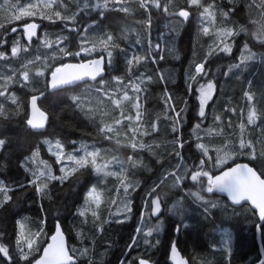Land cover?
Here are the masks:
<instances>
[{
  "label": "snow or ice",
  "instance_id": "6c2138e0",
  "mask_svg": "<svg viewBox=\"0 0 264 264\" xmlns=\"http://www.w3.org/2000/svg\"><path fill=\"white\" fill-rule=\"evenodd\" d=\"M228 2L233 4V7L222 12L224 20H227L237 11L235 0H228ZM73 5H75L74 9ZM138 6L142 10L141 14H146L144 29L147 33V43L145 45V42L137 36L134 41H129L125 47L120 46L121 37H114L112 34L98 31V29L100 23L107 18L108 13H129L128 0H35V2L28 0L26 4L20 3L9 6L12 15L7 19L21 20L25 17L39 15L40 19L48 20L53 24L59 22L64 31L73 34V38L70 40L69 36L62 33L58 34L54 40L49 39L47 32L43 36L38 35L41 26L35 22L26 23L22 26L20 30L22 35L13 41L10 55L6 51H0V61L18 58L21 53H27L32 48L34 39L39 41L41 47L51 50L52 55L46 56L43 60L40 56L28 59L18 69L14 70L11 76L0 77L3 79V83H0V98H4V101H10L15 106V112L8 113L4 104L0 103V117L10 119L12 115H20L21 112H24L15 91L11 90L12 85H19L20 88L33 93L28 101V111L24 115L23 123L27 128L34 130L32 135H42L39 130L47 127L49 113L41 108L38 100L44 96L45 91L82 84V93L70 98L73 106L92 120L96 125L98 136L103 140L112 141L114 137L120 135L121 131L127 129L130 140L128 147L131 148L132 154H129L126 160H121L116 156H112L111 160H105L102 153H105L106 150L98 147L95 143L91 145L82 143L79 147L65 152L64 144L57 139L54 144L51 140L46 141V143L48 152L56 158L55 164L59 165V174L54 173L52 164L47 160L39 159L41 154L39 146L35 147L31 155H24L23 159L19 161V168L27 173L24 180L6 182L10 178L2 176L3 165H0V209H3L9 202H15L14 195L10 193L24 191L31 187L41 201V211L45 213L38 222H34V230L29 229L27 236L25 235L26 224L24 222L19 223L14 248L8 243L2 242L6 240L7 234L3 229H0V258L4 264H20V262H26V264H79L80 258L88 255L89 249L68 245L59 219L55 222V231L52 234L49 235L46 231L47 210L43 200H52L56 187L52 182H58L62 190L66 182L70 181V186H74L79 183L85 171L91 170L98 176L116 177L118 181L117 194L120 193L121 189L123 190L120 203H117L116 199L111 200V204L117 205L116 211L111 212L110 210L108 220L100 221V216L96 210L92 209V206L95 205L96 209L100 208L101 196L96 185L88 188L85 193L84 204L76 212L79 217L84 218L80 222V229L76 232L77 238L83 245L87 235L82 226L89 223L86 217V212L89 210H91L93 217L91 225L99 232L104 230V224L109 222L120 224L131 218L129 214L132 212V194L140 189V183L129 179L128 174L130 170L138 168L147 171L152 170L145 162L144 156L140 154L145 151L157 157L156 163L160 164L164 171L160 182L145 193L143 210L140 214L141 225L146 220L151 221L153 217L156 219V223L147 228L146 231L142 226H138L137 235L132 238L133 245L138 243L137 237H140L145 245V252H147L159 243V240L154 242L152 237L154 233H159L162 229V212L165 210L162 205L165 202L163 197L157 193V189L169 177L173 180L172 187L184 192L183 199L191 198L194 203L200 205L205 219L212 216L213 209L220 207L218 202L210 198V194L213 193L227 196L233 209V215L236 214L237 206L250 205L251 210L258 216L259 223L255 227L261 233L262 241H264V171L258 172L249 163L235 162L236 156H247L249 161H255L258 155L264 158V151L257 154L252 141L247 139L245 135L244 123L238 126L240 130L238 150L233 148L231 142L225 144L223 148H209L201 142L202 138L198 135L208 118L206 109L216 93V76L219 73V69H217L210 76L211 69H206L209 57L221 53L225 56H231L236 45V38L246 29L224 25L217 27L214 33H210L209 25H214L215 10L220 8L218 0H211L210 3H206L205 0H185L183 6H173V0H163V2L162 0H138ZM262 6H264V0H262ZM152 9L157 10L158 14L164 15L166 18H175L180 25L190 23L195 14L199 17L201 24L198 35L207 36L211 34L215 37L213 43L209 45L207 56L200 62L194 59L189 65V68L194 69V71H190L187 75L188 94L195 95L198 103V122L194 125L192 133L195 148L200 155L191 163L186 162L183 149L186 144L191 146L192 142L184 139L181 131L185 119L182 114L186 113L187 101H184L185 107L177 110L163 75L159 76V81L164 85L161 99L164 102L165 119L171 121L170 130L173 136V139L169 141L171 151H167L166 154L164 152L158 153L157 149L160 145L156 144L155 139L151 141L143 139L144 137H154L159 132V117L156 121L150 122L145 118L146 109H143L141 105L142 95L147 92V86L153 80L152 75H146V67L149 63L159 65L160 61L165 59L164 45L169 40L174 39L173 34L175 32L174 29H169L167 33H161L159 40L154 43L151 38L152 16L154 14ZM84 16L90 17L91 22L82 24ZM3 27V23H0V28ZM165 27L167 28L168 25L166 24ZM11 32L17 33L18 29L13 27ZM254 35L261 44H264V32ZM21 38L26 43L22 44ZM123 39L127 40V37H123ZM160 40H164V44L159 42ZM5 43L6 40L0 37V47ZM115 50L119 51L125 71L121 75L106 77V69L110 70L113 67ZM193 55L195 56V50ZM68 58L75 62L69 61ZM256 59V53L252 52L247 42H244L240 47L238 60L229 64L223 75L228 76L234 69L243 70L249 61ZM38 61L40 68L33 72L32 68L36 66ZM56 61H60V63H56ZM37 79L41 83L39 88L34 84ZM193 84L197 85L195 89H193ZM248 84L249 88L244 90L243 97L249 106L247 124L254 125L258 119L253 106L256 96L251 90V81ZM130 91L133 93L132 96L129 95ZM122 101H127L130 108ZM94 104L95 108L92 107ZM85 105H88L87 110ZM125 108H128V111H125ZM226 110L233 113L236 111L235 108ZM96 112L101 117L98 122L95 114L88 116V113ZM214 119L219 120L220 117ZM146 124L147 127H145ZM231 126V121H229V127ZM257 126L259 127V125ZM116 142L119 143V140ZM72 143L76 144L75 141ZM10 147L11 141L4 138L3 133L0 132V160L10 162L8 159L11 156V153L8 152ZM230 160L232 164L228 166ZM164 161H167L168 167L164 166ZM34 165L35 167H33ZM169 167L171 168L170 171L168 170ZM186 182H191L197 190H189ZM205 194L209 195L206 197ZM121 204L123 205L122 209ZM224 207L226 210L229 205ZM166 210L181 217V225L176 227V231L179 232L186 209L178 200ZM113 217L117 218L113 220ZM232 245L233 234L230 231L222 230L220 247L215 250L221 254L224 264H231ZM131 247L132 245H129V250ZM169 259L172 264H195L194 260L184 259L180 256L176 241L171 243ZM89 264H92L91 259H89ZM121 264H125V262L122 261ZM137 264H154V262L141 255L137 257ZM260 264H264V260H261Z\"/></svg>",
  "mask_w": 264,
  "mask_h": 264
},
{
  "label": "trees",
  "instance_id": "16d2710c",
  "mask_svg": "<svg viewBox=\"0 0 264 264\" xmlns=\"http://www.w3.org/2000/svg\"><path fill=\"white\" fill-rule=\"evenodd\" d=\"M27 2L28 0H0V23L4 25L3 28H0V37L6 40V43L0 47V51H6L9 55L13 44L9 33L12 25L24 23L32 18L40 19L39 15L25 17L21 20L7 19V17L12 15L10 5L26 4ZM32 2H35V0H32ZM205 2L210 3L211 0H205ZM184 3L185 0H173V6H183ZM218 3L220 8L215 10L214 25H209L210 33H214L217 27L224 25L235 28L244 27L246 31L236 38V45L231 56H225L221 53L209 57L206 69H211L210 76L217 69H219V73L216 76V93L206 110L208 118L198 135L202 138L201 142L209 148H223L225 144L231 142L233 148L238 150L240 113L238 109H236L235 113L226 109L232 108V105L239 106L240 104L242 88L238 87V77L242 76L246 84L250 77L257 75L258 68H264V44H261L254 35L264 32V8L261 5L259 6L261 0H235L236 13L224 20L222 12L233 7V4H229L228 0H218ZM128 6L130 8L129 13L119 12L118 17H116L118 18L116 22L119 25L113 36L121 37L119 40L121 47H125L129 41H134L137 36L146 45L147 33L144 29L146 14H141L142 10L139 9L138 0H128ZM74 8L75 5H73ZM152 11L154 14L152 16L151 38L154 43L159 40L161 33H167L169 29H174L175 32L173 34L174 39L169 40L164 45L163 54L165 59L160 61L159 65L149 63L146 67V75H152L153 80L148 84L147 92L142 95L141 105L143 109H146L144 116L147 120L150 122L156 121L157 117H159V132L154 137H144L143 139L145 141L155 139L156 144L160 145L157 149L158 153L164 152L166 154L167 151H171V145L169 144V141L173 139L170 130L171 121L165 119L164 102L161 99L164 85L159 81V76L163 75L177 110L185 107L184 101H187L186 113L182 114L185 119L181 131L183 138L192 142L191 146L186 144L183 149L186 162L191 163L200 155L195 148V140L192 133L194 125L198 122V103L195 95L188 94L187 75L190 71H194V69L189 68L190 63L194 59L200 62L207 56L209 45L213 43L215 37L211 34L207 36L198 35L201 24L199 17L195 14L191 18L190 23L180 25L175 18H166L164 15L158 14L155 9H152ZM107 15L113 14L108 13ZM42 22L43 27L39 35L43 36L47 32L49 39L54 40L58 34L62 33L69 36L70 40L73 38V34L64 31L59 22L55 24L48 20H42ZM103 24L106 26L100 27L99 30L113 34L112 21L108 17L103 21ZM166 24L168 25L167 28L165 27ZM123 37H127V40L123 39ZM159 42L164 44V40ZM244 42H247L252 52L256 53L257 59L249 61L243 70L234 69L228 76H224L223 73L227 70V66L238 60L240 47ZM21 43L26 42L23 41ZM194 50L195 56L193 55ZM51 55V50L41 47L39 41L34 40L32 48L27 53H21L18 58L0 61V77L11 76L13 71L18 69L28 59L40 56L41 60H43L46 56ZM96 55H99V53H96ZM113 55V67L110 70L106 69V77L121 75L125 71L119 51L115 50ZM177 57L179 58L177 59ZM68 60H71V58H68ZM56 63H60V61H56ZM39 68L40 62L38 61L32 71L35 72ZM260 80V85H263L264 79L261 78ZM0 83H3V79H0ZM34 84L38 88L41 87L39 79L34 81ZM196 86L193 84V89ZM11 90L15 91L24 108V112H21L20 115H12L10 119L0 117V132L3 133L4 138L11 141V147L8 149V152L11 153L8 158L10 162L0 160V165H3L2 176L10 178L6 182L24 180L27 177V173H24L23 169L19 168V161L23 159L24 155H31V152L37 146L41 149L39 159L47 160L52 164L54 173L59 174V165L55 164L56 158L48 152L46 143L48 140L53 142L59 139L65 146V152L79 147L82 143L88 145L95 143L98 147L106 150L103 153L105 160H111L112 156L126 160L127 156L132 154L131 148L128 147L130 140L127 135V129L121 131L120 135L114 137L112 141L103 140L98 136L96 125L92 120L73 106L70 98L82 93V84L61 90L48 89L45 91L44 96L38 100L41 108L49 113V123L45 129L40 131L42 135H32L31 133L34 130L27 128L23 123L24 115L28 111V101L33 93L27 89L20 88L19 85H12ZM129 95L132 96L133 93L130 91ZM231 98L232 101L230 100ZM0 103L4 104L8 113L15 112V106L10 101H4V98H0ZM122 103L130 108L127 101H122ZM92 107L95 108V104ZM87 108L88 105H85L86 110ZM128 108H125V111H128ZM94 114L98 122L101 118L98 112L88 113V116ZM169 115H172V113H169ZM215 117H220V119L215 120ZM229 121H231V127H229ZM108 122L111 123V121ZM147 126L146 124L145 127ZM245 135L247 139L252 141L257 154L264 151V127L245 125ZM117 140H119V143L116 142ZM72 141H75L76 144H73ZM229 151H232V149H229ZM140 154L144 156L145 162L152 170L147 171L140 168L130 170L129 179L140 183V189L132 194V212L129 214L131 218L120 224L114 222L104 224V230L99 232L91 225L93 217L91 216V210H89L86 212L89 223L82 226L87 235L83 245L80 239L77 238L76 232L80 229V222L84 218L79 217L76 212L84 204L85 193L92 185L97 186L98 192H100L99 188L102 189L101 191H103L104 195L100 208L96 209L95 205H93L92 209L97 211L100 221L108 220L110 210L114 212L116 211L114 209L117 208L116 204H111V200L114 198L113 192L118 187V181L116 177L98 176L93 171L87 170L81 176L79 183L74 186H70L69 181L65 183L61 190L58 182H52L56 186L53 198L51 201L43 200L44 207L47 210L46 231L49 235L52 234L55 231V222L59 219L64 232L67 234L68 245L77 248L87 247L89 249L88 255L82 256L79 264H89V259H91L92 264H121L122 261L125 264H137V257L141 255L150 258L154 264H168L169 249L175 237L177 246L182 254L187 259L194 260L195 264H224L221 254L215 250L220 247L222 230L230 231L233 234L231 264H254L260 259L261 254L256 240L255 227L258 223V218L249 205L244 204L236 207V214L233 215V209L227 199L213 193L210 194V198L218 202L220 207L213 209L212 216L209 219H205L203 209L198 203H194L191 198L183 199L184 192L172 187L173 180L171 177L157 189V193L163 197L165 202L163 204L165 210L162 212V229L159 233H154L152 237L154 242L159 240V243L155 248L149 249L147 252H145V245L140 237H137L138 243L133 245L132 238L137 235L136 229L138 226H142L146 231L147 228L154 226L156 223V219L152 218L151 221L146 220L141 225L140 214L143 210L145 193L160 182L164 171L161 165L156 163L157 157L146 151ZM237 161H247L258 172L264 171V158L259 155L255 161H249L247 156H236L235 162ZM231 164L232 161L230 160L229 165ZM164 166L168 167L167 161H164ZM40 167H43V165H40ZM168 170L170 171L171 168L169 167ZM186 183L189 190H197L196 186L192 185L191 182ZM121 191L116 199H119ZM10 194L14 195L15 202H9L3 209H0V229H3L7 234L6 240L2 242H6L14 248L19 223L24 222L26 224L25 235L27 236L29 229L34 230V222H38L45 213L41 211V201L37 198L33 188L29 187L24 191H16ZM205 195L207 197L209 194ZM178 200L183 208L186 209L179 232L176 231V227L181 225V217L173 215L172 212L166 210L171 208ZM225 205H229L226 210ZM116 218L113 217V220ZM261 244L264 252V241H262V238ZM129 245H132L131 250H129ZM0 264H4L2 258H0ZM20 264H26V262H20Z\"/></svg>",
  "mask_w": 264,
  "mask_h": 264
},
{
  "label": "rangeland",
  "instance_id": "374dc122",
  "mask_svg": "<svg viewBox=\"0 0 264 264\" xmlns=\"http://www.w3.org/2000/svg\"><path fill=\"white\" fill-rule=\"evenodd\" d=\"M260 5H261L262 8H264V6H262V0H261V3L259 4V6ZM257 72H258L257 75H253L252 77H250L247 80L246 84H245V81L243 80L242 76L238 77L237 83H238V87H240V89L242 88V90H241L242 95L240 97L239 106L238 105H235V106L232 105V108L238 109V111L240 113V117H241L240 124L242 122H244V124L246 126L258 127L257 125H259V127H264V84L260 85L261 84V82H260L261 80L260 79L261 78L264 79V68L263 67L258 68ZM249 81H251V90L255 93V96H256V100H255L253 106L255 107V110L257 112L258 119L256 121V124H254V125H248L247 124V115H248V111H249V106H248L247 101L243 97L244 90L249 88V84H248ZM230 100L232 101V98ZM52 143L54 144L55 141H53ZM68 152H69V150H68ZM128 175H130V172H129ZM101 190L102 189L99 188V191H100L99 194L101 195V202H102L104 194H103V191H101ZM113 196H114L113 199H116L118 197V194H117L116 190L113 192ZM122 196H123V190L121 191L119 199H116V200H118V203H120V200H121ZM120 206H121V209H122L123 205L121 204ZM114 210H116V208Z\"/></svg>",
  "mask_w": 264,
  "mask_h": 264
},
{
  "label": "flooded vegetation",
  "instance_id": "af4514ba",
  "mask_svg": "<svg viewBox=\"0 0 264 264\" xmlns=\"http://www.w3.org/2000/svg\"><path fill=\"white\" fill-rule=\"evenodd\" d=\"M118 13L119 12H113L112 14L113 15H107V17L112 21V27H113V31H112V35H115V32H116V30L118 29V25H119V23H117L116 22V19H118V18H116V17H118ZM93 15H95V14H93ZM86 17V18H85ZM32 21H41L42 22V20L41 19H30L29 21H26V22H24V23H17V24H14V25H12V27H11V29L13 28V27H16L17 29H18V32L17 33H13V32H11V29H10V31H9V33H10V39L11 40H15L18 36H21L22 35V33H21V29H22V26L24 25V24H26V23H29V22H32ZM85 22H91V18L90 17H87V16H84V18H83V21L81 22L82 24H84ZM103 26H106L105 24H103V22L102 23H100V25H99V28L100 27H103ZM42 27H43V22H42V25H41V28L39 29V31H38V35H39V32H41V29H42ZM98 31H100L99 29H98ZM35 40V39H34ZM33 40V41H34ZM26 42L25 40H23L22 38H21V42ZM50 90V89H49Z\"/></svg>",
  "mask_w": 264,
  "mask_h": 264
},
{
  "label": "water",
  "instance_id": "95a60500",
  "mask_svg": "<svg viewBox=\"0 0 264 264\" xmlns=\"http://www.w3.org/2000/svg\"><path fill=\"white\" fill-rule=\"evenodd\" d=\"M32 22H35V23H37V24H39L40 26L42 25V22L41 21H32ZM30 23V22H29ZM39 31V30H38ZM71 62H75V61H71ZM70 87V86H69ZM52 90V89H51ZM60 90V89H59ZM30 99V98H29ZM43 130V129H42ZM39 131H41V130H39ZM237 162H239V163H248L247 161H237ZM250 164V163H249ZM229 166H231V165H229ZM250 166H252L251 164H250ZM252 167H254V166H252ZM255 168V167H254ZM216 194H218V195H220V196H222V197H225L226 199H227V201L229 202V204H230V201L228 200V198H227V196L225 195V194H220V193H216ZM248 205V204H247ZM238 207V206H237ZM249 207H250V205H249ZM162 208H163V206H162ZM257 216V215H256ZM154 218V217H153ZM257 218H258V216H257ZM258 223H259V220H258ZM67 238V237H66ZM256 240H257V243H258V245H259V250H260V254H261V257H260V259L257 261V262H255L254 264H260V261L261 260H264V252H263V248H262V246H261V238H260V232L256 229ZM174 241H176V239L174 240ZM67 243H68V241H67ZM177 248H178V246H177ZM179 249V248H178ZM179 251H180V249H179ZM169 256H170V250H169V254H168V264H172V261L169 259ZM180 256L181 257H183L184 259H187V257L185 256V255H183L182 254V252L180 251Z\"/></svg>",
  "mask_w": 264,
  "mask_h": 264
},
{
  "label": "bare ground",
  "instance_id": "6f19581e",
  "mask_svg": "<svg viewBox=\"0 0 264 264\" xmlns=\"http://www.w3.org/2000/svg\"><path fill=\"white\" fill-rule=\"evenodd\" d=\"M102 31H103V30H102ZM50 90H51V89H50ZM162 206H163V205H162ZM65 235H66V237H67V234H66V233H65ZM175 239H176V237H175ZM175 239H174V240H175ZM174 240H173V241H174ZM67 241H68V237H67ZM261 246H262V244H261ZM169 250H170V249H169ZM168 254H169V253H168Z\"/></svg>",
  "mask_w": 264,
  "mask_h": 264
}]
</instances>
